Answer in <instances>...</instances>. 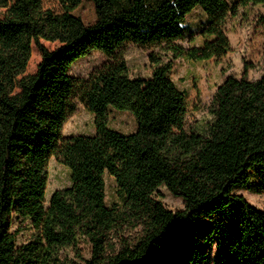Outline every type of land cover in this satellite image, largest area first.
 <instances>
[{"label":"trees","instance_id":"obj_1","mask_svg":"<svg viewBox=\"0 0 264 264\" xmlns=\"http://www.w3.org/2000/svg\"><path fill=\"white\" fill-rule=\"evenodd\" d=\"M0 0V264H61L60 247L90 243L85 264H204L210 246L220 264H264V211L236 189L264 194V72L229 76L215 90L213 119L196 132L184 124L186 95L169 75L172 60L220 59L230 50L222 25L239 6L264 0H91L95 20L76 14L82 0ZM200 7L202 45L181 46V23ZM264 29V13L259 17ZM58 45L49 49L41 42ZM158 45L149 77H130L117 56L123 44ZM34 45L41 58L24 74ZM100 50L110 58L88 77L69 69ZM79 99L94 114L93 134L61 137ZM108 107L127 110L136 130L107 126ZM64 163L70 185L45 202L50 156ZM119 202L105 203L104 174ZM163 184L184 207L154 196ZM35 227L17 243L11 216ZM130 225L135 235L119 231ZM117 239V243L113 241ZM78 257L81 256L78 253Z\"/></svg>","mask_w":264,"mask_h":264},{"label":"rangeland","instance_id":"obj_2","mask_svg":"<svg viewBox=\"0 0 264 264\" xmlns=\"http://www.w3.org/2000/svg\"><path fill=\"white\" fill-rule=\"evenodd\" d=\"M12 1V0H11ZM43 5L57 9L55 0H42ZM230 5L238 0H226ZM5 9H0V16ZM264 13V4H248L239 6L233 13H229L225 19L222 29L229 39L230 50L220 59L208 58L193 61L186 58H175L172 60V67L169 71L177 88L186 95V115L184 124L187 130L196 132L203 131L213 119L212 99L215 90L230 75L240 78L246 69V77L258 79L264 72V29L259 24V17ZM74 14L78 15L86 24L95 20L94 5L91 0H82L75 8ZM207 16L198 6L185 16L181 23L184 35L176 40L181 46H200L207 39L200 34L201 28L206 24ZM49 49L55 48L58 43L48 40L41 41ZM117 52L119 58H123L128 65L130 77H149L153 66L149 57L153 54L161 55L165 59V52L158 45L145 46L127 42ZM31 55L27 62L24 74H30L36 70L41 55L37 48L32 45ZM110 58L100 50H92L89 54L79 57L69 69L70 75L76 77H88L92 72ZM107 126L121 132H133L136 130V120L132 113L127 110H117L112 107L107 109ZM96 130L94 114L85 109L84 104L79 100L74 101V111L62 126L61 137H68L78 134H93ZM45 174L47 182L45 186V202L56 190H64L69 186L70 174L68 167L59 158L50 156ZM105 203L107 206H115L119 202L118 191L114 177L109 173L104 174ZM245 200L254 207L264 211V194H259L253 189H236ZM154 196L158 198L166 208L171 211L182 209L184 202L179 196L171 194L166 186L159 185ZM9 230L14 233L17 243L31 239L32 233L36 230L31 221L13 214L11 216ZM137 227L127 225L119 231L124 236L135 235ZM117 243V239L113 238ZM59 258L61 264H85L84 260L90 258V243L87 238L81 237L76 248L66 245L60 247ZM78 253L81 258L78 257ZM204 264H220L218 261L217 249L213 244L209 248Z\"/></svg>","mask_w":264,"mask_h":264}]
</instances>
